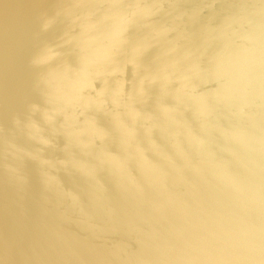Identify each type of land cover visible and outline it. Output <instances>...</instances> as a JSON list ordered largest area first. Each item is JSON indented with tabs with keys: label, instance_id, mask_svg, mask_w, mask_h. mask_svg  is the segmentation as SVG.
<instances>
[{
	"label": "clouds",
	"instance_id": "1",
	"mask_svg": "<svg viewBox=\"0 0 264 264\" xmlns=\"http://www.w3.org/2000/svg\"><path fill=\"white\" fill-rule=\"evenodd\" d=\"M11 28L0 264H264V0H20Z\"/></svg>",
	"mask_w": 264,
	"mask_h": 264
},
{
	"label": "water",
	"instance_id": "2",
	"mask_svg": "<svg viewBox=\"0 0 264 264\" xmlns=\"http://www.w3.org/2000/svg\"><path fill=\"white\" fill-rule=\"evenodd\" d=\"M4 4L10 6L7 12L3 8ZM19 6L20 0H0V69L12 60L14 53L22 51L26 46V38L11 28Z\"/></svg>",
	"mask_w": 264,
	"mask_h": 264
}]
</instances>
